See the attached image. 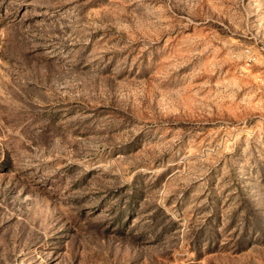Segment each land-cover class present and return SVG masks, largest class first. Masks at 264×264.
<instances>
[{
	"label": "rangeland",
	"instance_id": "1",
	"mask_svg": "<svg viewBox=\"0 0 264 264\" xmlns=\"http://www.w3.org/2000/svg\"><path fill=\"white\" fill-rule=\"evenodd\" d=\"M0 264H264V0H0Z\"/></svg>",
	"mask_w": 264,
	"mask_h": 264
}]
</instances>
